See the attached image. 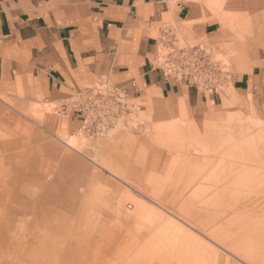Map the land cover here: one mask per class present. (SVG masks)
Wrapping results in <instances>:
<instances>
[{
  "label": "rangeland",
  "instance_id": "obj_1",
  "mask_svg": "<svg viewBox=\"0 0 264 264\" xmlns=\"http://www.w3.org/2000/svg\"><path fill=\"white\" fill-rule=\"evenodd\" d=\"M225 3L208 47L238 74L248 26ZM160 99L127 97L94 135L0 94V264H264V95L230 83L196 115Z\"/></svg>",
  "mask_w": 264,
  "mask_h": 264
},
{
  "label": "crops",
  "instance_id": "obj_2",
  "mask_svg": "<svg viewBox=\"0 0 264 264\" xmlns=\"http://www.w3.org/2000/svg\"><path fill=\"white\" fill-rule=\"evenodd\" d=\"M217 1L0 0V94L20 106L60 104L73 129L84 117L64 106L78 91L104 82L129 99L156 94L172 105L183 102L196 115L217 97L166 82L156 55L167 26L206 46L228 40V17L214 12ZM223 6L238 8L234 22L248 26L247 58L233 89L264 95V0H226Z\"/></svg>",
  "mask_w": 264,
  "mask_h": 264
},
{
  "label": "built area",
  "instance_id": "obj_3",
  "mask_svg": "<svg viewBox=\"0 0 264 264\" xmlns=\"http://www.w3.org/2000/svg\"><path fill=\"white\" fill-rule=\"evenodd\" d=\"M182 42L171 26H167L164 40L156 55L157 68L162 72L165 81H174L193 87L204 95L221 98L234 74L217 60L208 46ZM126 98L123 89L104 82L78 91L72 102L64 108L68 107L83 115L82 129L99 135L122 121L129 111Z\"/></svg>",
  "mask_w": 264,
  "mask_h": 264
},
{
  "label": "bare ground",
  "instance_id": "obj_4",
  "mask_svg": "<svg viewBox=\"0 0 264 264\" xmlns=\"http://www.w3.org/2000/svg\"><path fill=\"white\" fill-rule=\"evenodd\" d=\"M6 120V119H5ZM234 155V154H233ZM213 164V163H212ZM215 167V166H214ZM208 171H209V169H208ZM207 174H208V172H207ZM197 191V190H196ZM183 195V194H182ZM180 198V197H179ZM148 202V201H147ZM164 209V208H163ZM164 210H166V209H164ZM215 210V209H214ZM176 213V212H175ZM171 214V213H170ZM248 215V214H247ZM173 216V215H172ZM177 216V215H176ZM208 219V218H207ZM166 220V219H165ZM172 220V219H171ZM262 221V220H261ZM163 222V221H162ZM171 222V221H170ZM175 222V221H174ZM177 223V222H176ZM175 225V224H174ZM166 226V225H165ZM177 226V225H176ZM172 228V227H171ZM176 228H178V227H176ZM162 229V228H161ZM170 229V228H169ZM184 230H185V228H184ZM183 230V231H184ZM174 231V230H173ZM180 231V230H179ZM178 231V232H179ZM190 232V231H189ZM177 233V232H176ZM203 242V241H202ZM227 242V241H226ZM208 243V242H207ZM209 244V243H208ZM218 250V249H217ZM225 251V250H224ZM230 253V252H229ZM219 255V254H218ZM242 259V258H241ZM228 260V259H227ZM230 261V260H229ZM228 264V263H227Z\"/></svg>",
  "mask_w": 264,
  "mask_h": 264
}]
</instances>
